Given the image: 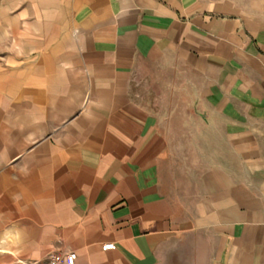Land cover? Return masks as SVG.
<instances>
[{
    "label": "crops",
    "instance_id": "1",
    "mask_svg": "<svg viewBox=\"0 0 264 264\" xmlns=\"http://www.w3.org/2000/svg\"><path fill=\"white\" fill-rule=\"evenodd\" d=\"M71 251L264 264V0H0V264Z\"/></svg>",
    "mask_w": 264,
    "mask_h": 264
},
{
    "label": "built area",
    "instance_id": "2",
    "mask_svg": "<svg viewBox=\"0 0 264 264\" xmlns=\"http://www.w3.org/2000/svg\"><path fill=\"white\" fill-rule=\"evenodd\" d=\"M115 244L113 242L106 243L102 246L103 250H108V249H114ZM77 259V253L75 251H71L66 254L62 253H52L51 255L48 256L46 260L43 261H32L28 264H74Z\"/></svg>",
    "mask_w": 264,
    "mask_h": 264
}]
</instances>
